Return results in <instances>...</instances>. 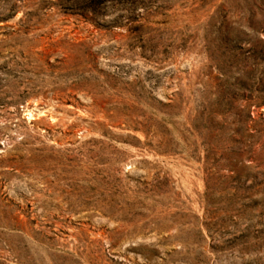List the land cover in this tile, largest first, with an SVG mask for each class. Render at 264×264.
Instances as JSON below:
<instances>
[{
    "label": "rangeland",
    "instance_id": "rangeland-1",
    "mask_svg": "<svg viewBox=\"0 0 264 264\" xmlns=\"http://www.w3.org/2000/svg\"><path fill=\"white\" fill-rule=\"evenodd\" d=\"M0 264H264V0H0Z\"/></svg>",
    "mask_w": 264,
    "mask_h": 264
}]
</instances>
